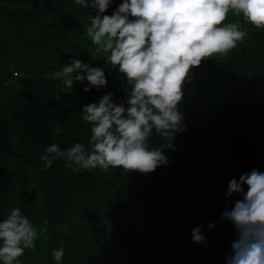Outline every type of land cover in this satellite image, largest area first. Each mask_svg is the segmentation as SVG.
<instances>
[{
  "label": "trees",
  "instance_id": "obj_1",
  "mask_svg": "<svg viewBox=\"0 0 264 264\" xmlns=\"http://www.w3.org/2000/svg\"><path fill=\"white\" fill-rule=\"evenodd\" d=\"M94 14L75 0H0V222L20 207L37 229L20 264H58L60 248L59 264H226L237 234L221 214L243 199L227 195L228 182L264 173V28L228 14L247 36L192 70L179 105L185 130L164 151L169 164L147 174L74 173L57 159L45 169L41 156L53 143L90 150L83 105L107 92L120 103L128 92L84 32ZM74 56L104 67L108 86L66 88L62 66ZM167 143L153 131L149 148ZM198 226L205 244L192 242Z\"/></svg>",
  "mask_w": 264,
  "mask_h": 264
},
{
  "label": "clouds",
  "instance_id": "obj_2",
  "mask_svg": "<svg viewBox=\"0 0 264 264\" xmlns=\"http://www.w3.org/2000/svg\"><path fill=\"white\" fill-rule=\"evenodd\" d=\"M112 2L75 0L95 11L84 32L96 46L95 52L106 54L110 65L122 74L126 98L116 103L114 93L107 92L83 105L81 118L91 125L90 150L83 143L64 150L53 143L41 156L45 169L57 159L65 160L74 173L123 168L147 174L169 164L164 151L173 147L175 134L185 130L179 105L192 70L205 60L227 55L247 36L239 21L226 22L228 14L264 28V0H121L106 14ZM61 75L71 90L85 81L86 93L108 86L104 67L75 56L62 66ZM153 131L168 143L150 149ZM227 189V195L242 194L243 199L221 214L237 234L226 264H264V173L253 169L239 180H230ZM213 226L209 223L208 228ZM36 239L37 229L20 207H13L0 222L2 264H20L18 258L25 249L35 247ZM191 239L206 243L200 226L191 230ZM52 256L59 264L64 249L54 250Z\"/></svg>",
  "mask_w": 264,
  "mask_h": 264
}]
</instances>
